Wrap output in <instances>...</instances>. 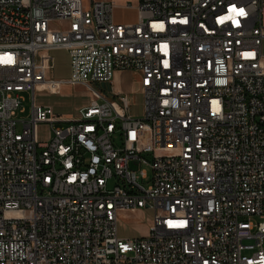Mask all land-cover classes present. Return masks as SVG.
<instances>
[{"label": "built area", "instance_id": "built-area-1", "mask_svg": "<svg viewBox=\"0 0 264 264\" xmlns=\"http://www.w3.org/2000/svg\"><path fill=\"white\" fill-rule=\"evenodd\" d=\"M134 9L116 23L110 0H0V264H264V0ZM53 50L66 82L38 61ZM127 71L140 117L113 87ZM61 84L91 95L71 118L34 102ZM147 209L145 236L118 235L120 214Z\"/></svg>", "mask_w": 264, "mask_h": 264}, {"label": "rangeland", "instance_id": "rangeland-1", "mask_svg": "<svg viewBox=\"0 0 264 264\" xmlns=\"http://www.w3.org/2000/svg\"><path fill=\"white\" fill-rule=\"evenodd\" d=\"M90 3L94 0H83ZM114 5L113 20L116 23L132 22L135 19L138 0H110ZM127 4L132 6L131 9H124ZM52 57V70L46 73L47 79L68 80L71 75L70 63L68 54L65 50H53L49 52ZM262 54L264 55V39L262 41ZM122 83L125 87L131 90L130 96V114L133 117H140L142 114L143 96L138 90V78L132 72L127 73L122 77ZM97 90L99 87L94 86ZM101 90V89H99ZM104 94L105 91L102 90ZM21 105L16 113L18 121H28L31 117V94L22 93ZM91 95L82 87H70L63 85L58 94H48L47 92L37 93L35 101L40 105H50L53 108L55 115L75 114V111L86 106L90 102ZM21 125L18 126V129ZM51 138L50 126L46 123L37 125V140L41 144L49 142ZM42 149H38L39 154ZM152 211L140 210L135 213L120 214L118 218V235L122 238L133 239L145 236L152 220Z\"/></svg>", "mask_w": 264, "mask_h": 264}, {"label": "crops", "instance_id": "crops-1", "mask_svg": "<svg viewBox=\"0 0 264 264\" xmlns=\"http://www.w3.org/2000/svg\"><path fill=\"white\" fill-rule=\"evenodd\" d=\"M136 12V11H135ZM135 19H136V16H135ZM134 19V20H135ZM49 52H51V51H47V52H41V53H39V55H38V61H41V57H44V58H47L44 62H45V65H46V71H45V77H46V73L48 72V71H50V70H52V57L50 56V54H49ZM69 58V57H68ZM127 72H122V73H117L116 74V76H115V80H114V82H113V87H114V89H115V91H117V92H120V93H126V94H131V90L130 89H128L127 87H125L124 85H123V83H122V77L126 74ZM135 76H137V78H138V74L137 73H134V72H132ZM46 80H48V81H56V82H66L67 80H54V79H47L46 78ZM63 85H66V84H61V85H59V86H57V87H55V88H52V89H50V90H45L43 87H39L37 90H36V92H35V94H34V102H35V104L37 105V106H43V107H50L51 109H52V111H53V108H52V106H50V105H40V104H37L36 103V101H35V95L37 94V93H42V92H47L48 94H51V95H53V94H58L60 91H61V88H62V86ZM67 86H69V85H67ZM71 87V86H70ZM52 90V91H51ZM91 99V98H90ZM91 101V100H90ZM89 103H87L86 105H88ZM82 107H84V106H82ZM82 107H80V108H82ZM80 108H78L76 111H75V114L74 115H72V114H69V113H67V114H64V115H62L64 118H71V117H73V116H76L77 114H78V110L80 109Z\"/></svg>", "mask_w": 264, "mask_h": 264}, {"label": "snow or ice", "instance_id": "snow-or-ice-1", "mask_svg": "<svg viewBox=\"0 0 264 264\" xmlns=\"http://www.w3.org/2000/svg\"><path fill=\"white\" fill-rule=\"evenodd\" d=\"M229 12H230V13L235 12L237 16H243V15H245L243 9L237 10V9H235L234 7H233V8H230V9H229ZM225 20H232L234 24H237V23H238V21H236V20L234 19V17L231 16V15L226 16V17H221V18L218 20V23H224ZM158 27L162 28L163 26L160 25V26H158ZM165 47H166V46H165ZM217 110H218V109H217ZM177 226H182V225H177Z\"/></svg>", "mask_w": 264, "mask_h": 264}]
</instances>
